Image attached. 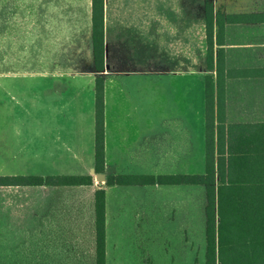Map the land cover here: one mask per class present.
I'll return each instance as SVG.
<instances>
[{
    "label": "crops",
    "instance_id": "crops-1",
    "mask_svg": "<svg viewBox=\"0 0 264 264\" xmlns=\"http://www.w3.org/2000/svg\"><path fill=\"white\" fill-rule=\"evenodd\" d=\"M104 2L98 71L92 0H0V264H86L87 238L96 264L100 188L106 264L143 263L140 222L197 219L198 185L105 183L106 173H204L206 74L199 76L196 45L193 67L187 47L183 54L179 28L168 42L170 69L166 58L156 71L133 69V32L147 44L149 9L137 0ZM97 78L105 82V174L95 172ZM225 104L227 124H264V78L227 80ZM86 176L92 185L35 180ZM205 205L206 197L204 217Z\"/></svg>",
    "mask_w": 264,
    "mask_h": 264
},
{
    "label": "trees",
    "instance_id": "trees-1",
    "mask_svg": "<svg viewBox=\"0 0 264 264\" xmlns=\"http://www.w3.org/2000/svg\"><path fill=\"white\" fill-rule=\"evenodd\" d=\"M95 65L103 71L104 0H92ZM264 24V12L227 13L206 2L205 171L197 175L107 176L106 185H198L205 188V264H264V124H227L229 79L264 78V67H230L227 28ZM95 172L105 174V82L95 85ZM24 181V178H18ZM37 185L93 184V177L35 179ZM17 185V184H11ZM96 264H106V193L95 192Z\"/></svg>",
    "mask_w": 264,
    "mask_h": 264
},
{
    "label": "rangeland",
    "instance_id": "rangeland-1",
    "mask_svg": "<svg viewBox=\"0 0 264 264\" xmlns=\"http://www.w3.org/2000/svg\"><path fill=\"white\" fill-rule=\"evenodd\" d=\"M139 1L137 0L135 4L143 1L144 7L149 9L150 25L147 44L146 39H144L142 45L140 39L135 37L138 36L137 32L135 30L133 32V46L136 54L130 65L137 71H156L158 67L163 66V58H166L167 69H170V66L174 63L171 61L172 58L168 51L172 28L181 29L180 37L183 39L181 50L184 54L185 47H187V54L189 55L191 52L192 67L194 66L193 52L196 45L197 67L204 71V14L206 2H212L215 9L222 8L227 13L264 12V0ZM107 2L109 5V0ZM189 22H191L190 32ZM186 23H188L187 28ZM185 37L188 38L185 39ZM189 38H191V50H189ZM163 48L165 53L162 52ZM227 62L230 67L264 66V24H244L229 27L227 30ZM185 64L189 67V59L188 62L182 61V65L185 66ZM208 73L205 70L204 73L200 72L199 76L202 77L203 74L207 75ZM105 175L108 176L109 173ZM105 179L107 181V178ZM94 182H96V178ZM198 189L196 220L163 219L140 222L145 234L140 236L138 240L139 244L144 245L146 249L143 253L139 252L138 254L140 257L142 256V264H205L206 240L203 209L205 188L198 186ZM87 196L89 197L88 191ZM133 223L129 222L131 227ZM86 264H92L89 238H87Z\"/></svg>",
    "mask_w": 264,
    "mask_h": 264
}]
</instances>
